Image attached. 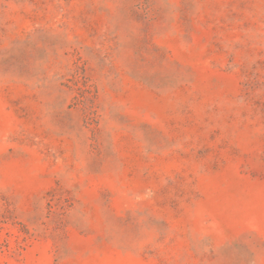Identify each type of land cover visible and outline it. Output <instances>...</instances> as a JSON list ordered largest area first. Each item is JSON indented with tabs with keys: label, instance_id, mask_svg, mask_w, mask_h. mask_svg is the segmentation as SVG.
<instances>
[{
	"label": "rangeland",
	"instance_id": "rangeland-1",
	"mask_svg": "<svg viewBox=\"0 0 264 264\" xmlns=\"http://www.w3.org/2000/svg\"><path fill=\"white\" fill-rule=\"evenodd\" d=\"M0 264H264V0H0Z\"/></svg>",
	"mask_w": 264,
	"mask_h": 264
}]
</instances>
